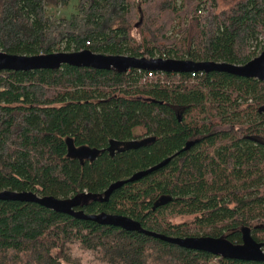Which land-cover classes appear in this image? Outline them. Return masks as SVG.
<instances>
[{"label": "trees", "instance_id": "obj_1", "mask_svg": "<svg viewBox=\"0 0 264 264\" xmlns=\"http://www.w3.org/2000/svg\"><path fill=\"white\" fill-rule=\"evenodd\" d=\"M69 2L0 0V51L235 65L264 51V0H238L219 12L209 0L206 15L200 0H78L69 19L47 14ZM142 75L68 65L0 71V191L78 197L86 214L127 216L168 237L241 244L248 228L264 251V81L213 72L142 84ZM68 145L100 153L80 162ZM169 157L100 201L111 184ZM63 263L264 264L0 200V264Z\"/></svg>", "mask_w": 264, "mask_h": 264}, {"label": "water", "instance_id": "obj_2", "mask_svg": "<svg viewBox=\"0 0 264 264\" xmlns=\"http://www.w3.org/2000/svg\"><path fill=\"white\" fill-rule=\"evenodd\" d=\"M140 19L136 28L141 25ZM63 65L78 68H91L98 70H115L120 73H126L129 70L155 71L164 73H226L246 79H255L264 81V51L251 59L244 65H235L218 62H193L189 60L162 59V58H135L126 55H103L93 53L89 50L78 52H54L51 54L38 55H10L0 51V71L29 72L38 70H57ZM251 141L258 142L256 137H249ZM194 142H189L183 148L188 150ZM116 149L111 147V149ZM182 150V151H183ZM100 151L88 147L75 148L68 145V156L78 159L80 162L84 159L94 160ZM176 155V154H175ZM171 157L166 158L157 165L134 173L130 178L111 184L105 191L104 196L100 198L101 202H106L110 195L122 185L128 182H135L148 174L164 167ZM0 200L18 201L38 204L48 210L56 213L65 214L80 220L95 222L99 225L113 226L129 232H137L147 236L162 240L180 248L204 252L226 260H237L243 262H263L264 251L262 245L256 242L248 228L242 230V243L232 244L226 238L211 237H168L162 234L145 230L141 225L122 215L110 214L106 212L86 214L79 209L81 199L74 197L71 199L55 198L53 196H39L31 191L15 192L4 190L0 191Z\"/></svg>", "mask_w": 264, "mask_h": 264}, {"label": "rangeland", "instance_id": "obj_3", "mask_svg": "<svg viewBox=\"0 0 264 264\" xmlns=\"http://www.w3.org/2000/svg\"><path fill=\"white\" fill-rule=\"evenodd\" d=\"M236 1H238V0H215V4L217 6L216 11L219 12V11L225 10V9L229 8L231 5H233ZM200 2L202 3V9L205 11L201 10L199 12V14L206 15L210 9L209 0H200ZM77 4H78V0H70L69 4L67 6L62 7V8H49V9H47V14L51 15L53 18H56V19L57 18L58 19L59 18L69 19L72 14L76 13ZM140 19L142 20V22H141V25H142L143 14L141 11L139 12L138 17L135 18L133 21L134 27L136 24H138ZM141 25H139V26H141ZM260 41H261V46H264L263 38H260ZM258 55H259V53H258ZM135 134L136 135H142L143 130L138 129L135 131ZM63 264H68V263H63Z\"/></svg>", "mask_w": 264, "mask_h": 264}, {"label": "built area", "instance_id": "obj_4", "mask_svg": "<svg viewBox=\"0 0 264 264\" xmlns=\"http://www.w3.org/2000/svg\"><path fill=\"white\" fill-rule=\"evenodd\" d=\"M138 72H140L142 75V80L141 83L145 84L146 82H150L151 80L157 81L159 80L161 83H166L169 82V80L175 79L178 80L180 78L181 75L184 74H180V73H164V72H155V71H142V70H136ZM197 73H191L190 75H195ZM166 75H170L172 76L171 78L167 79Z\"/></svg>", "mask_w": 264, "mask_h": 264}, {"label": "bare ground", "instance_id": "obj_5", "mask_svg": "<svg viewBox=\"0 0 264 264\" xmlns=\"http://www.w3.org/2000/svg\"><path fill=\"white\" fill-rule=\"evenodd\" d=\"M143 71V70H142ZM198 74V73H197Z\"/></svg>", "mask_w": 264, "mask_h": 264}]
</instances>
